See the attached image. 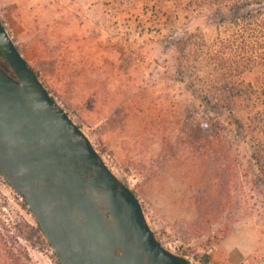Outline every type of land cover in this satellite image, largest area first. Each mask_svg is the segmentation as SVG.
I'll use <instances>...</instances> for the list:
<instances>
[{
  "label": "rangeland",
  "instance_id": "1",
  "mask_svg": "<svg viewBox=\"0 0 264 264\" xmlns=\"http://www.w3.org/2000/svg\"><path fill=\"white\" fill-rule=\"evenodd\" d=\"M230 18L177 19L157 0H0V20L50 96L104 149L158 241L176 236L194 264H264L259 202L236 197L232 211L218 170L193 145L194 128L215 131L211 53ZM36 226L0 178V233L16 241L8 246L24 264H59L45 236H17Z\"/></svg>",
  "mask_w": 264,
  "mask_h": 264
},
{
  "label": "water",
  "instance_id": "2",
  "mask_svg": "<svg viewBox=\"0 0 264 264\" xmlns=\"http://www.w3.org/2000/svg\"><path fill=\"white\" fill-rule=\"evenodd\" d=\"M0 173L61 264H193L166 250L136 195L50 96L0 20Z\"/></svg>",
  "mask_w": 264,
  "mask_h": 264
},
{
  "label": "trees",
  "instance_id": "3",
  "mask_svg": "<svg viewBox=\"0 0 264 264\" xmlns=\"http://www.w3.org/2000/svg\"><path fill=\"white\" fill-rule=\"evenodd\" d=\"M114 2L123 4L124 0ZM157 2L170 5L177 19L179 16L189 20L204 15H232L226 36L217 38L211 53L216 77L209 114L215 121V131L207 136L201 125L194 128L193 145L196 155L200 159L210 158L218 170L222 180L221 196L225 195L232 211L238 206L234 205L236 197L247 203L254 198L264 214V0ZM177 47L180 52L185 50L183 39L179 40ZM0 67L14 76L1 48ZM4 230L9 232L6 228ZM28 234L44 236L38 224L31 230L21 228L17 236L26 238ZM7 241L10 244L16 242L9 234L5 238L0 233L2 264H24Z\"/></svg>",
  "mask_w": 264,
  "mask_h": 264
},
{
  "label": "built area",
  "instance_id": "4",
  "mask_svg": "<svg viewBox=\"0 0 264 264\" xmlns=\"http://www.w3.org/2000/svg\"><path fill=\"white\" fill-rule=\"evenodd\" d=\"M93 145V148L97 151V153L102 157L103 161H104V157H103V153H104V149L99 146V145H96V144H92ZM105 162V161H104ZM106 164V163H105ZM0 178L1 179H5L3 177V175L0 173ZM128 187V186H127ZM131 191L132 189L130 187H128ZM133 192V191H132ZM4 211L5 212H8V209L7 208H4ZM166 250H168L169 252L175 254V255H179L178 251H179V246L181 245L180 244V241L179 239L176 237V236H173L170 240H168L166 243H161ZM182 257V256H181ZM184 258V257H183ZM186 260H188L189 262L193 263L191 259H188V258H185ZM194 264V263H193Z\"/></svg>",
  "mask_w": 264,
  "mask_h": 264
}]
</instances>
